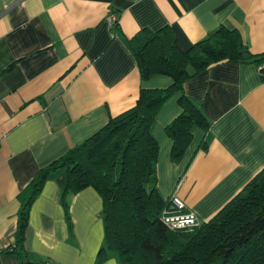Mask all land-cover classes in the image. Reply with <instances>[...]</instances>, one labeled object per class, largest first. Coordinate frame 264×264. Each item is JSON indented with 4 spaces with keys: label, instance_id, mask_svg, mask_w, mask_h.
Segmentation results:
<instances>
[{
    "label": "crops",
    "instance_id": "obj_1",
    "mask_svg": "<svg viewBox=\"0 0 264 264\" xmlns=\"http://www.w3.org/2000/svg\"><path fill=\"white\" fill-rule=\"evenodd\" d=\"M117 12L115 32L107 14ZM169 27L190 49L219 27L239 32L243 51L264 53V0H0V264H20L13 244L19 193L40 168L135 105L141 88H166L167 75L142 80L129 39ZM9 65L12 68L5 70ZM187 95L210 121L193 129L179 163L165 127ZM158 190L201 222L211 219L264 168V80L255 63L223 62L188 79L155 117ZM206 143V148L201 143ZM58 170L33 201L24 248L34 264H120L105 249L100 195H67Z\"/></svg>",
    "mask_w": 264,
    "mask_h": 264
},
{
    "label": "trees",
    "instance_id": "obj_2",
    "mask_svg": "<svg viewBox=\"0 0 264 264\" xmlns=\"http://www.w3.org/2000/svg\"><path fill=\"white\" fill-rule=\"evenodd\" d=\"M129 45L142 80L167 75L166 88H141L134 106L111 117L84 142L39 169L19 193L20 210L13 244L2 250L29 261L24 248L29 212L47 179L66 173L62 203L67 195L92 187L100 195L105 220V249L117 253L120 264H264V168L211 219L191 229H171L163 211L171 205L158 190L159 145L151 127L164 102L193 76L231 61L255 63L264 80V53L243 51L238 31L219 27L190 49L179 47L169 27L142 30ZM12 68L9 65L5 70ZM180 113L166 125L172 140L171 161L179 163L193 139V129L208 132L210 121L185 94ZM206 148V143H201Z\"/></svg>",
    "mask_w": 264,
    "mask_h": 264
},
{
    "label": "built area",
    "instance_id": "obj_3",
    "mask_svg": "<svg viewBox=\"0 0 264 264\" xmlns=\"http://www.w3.org/2000/svg\"><path fill=\"white\" fill-rule=\"evenodd\" d=\"M109 27L115 32L118 26L119 17L117 12L109 11L107 14ZM171 205L163 211V219L171 229H191L201 224L198 217L191 211L184 208V204L175 196L171 197ZM191 220L192 223L187 221ZM41 264H53L45 260Z\"/></svg>",
    "mask_w": 264,
    "mask_h": 264
},
{
    "label": "clouds",
    "instance_id": "obj_4",
    "mask_svg": "<svg viewBox=\"0 0 264 264\" xmlns=\"http://www.w3.org/2000/svg\"><path fill=\"white\" fill-rule=\"evenodd\" d=\"M188 223H192V221L191 220H189V221H187Z\"/></svg>",
    "mask_w": 264,
    "mask_h": 264
},
{
    "label": "rangeland",
    "instance_id": "obj_5",
    "mask_svg": "<svg viewBox=\"0 0 264 264\" xmlns=\"http://www.w3.org/2000/svg\"><path fill=\"white\" fill-rule=\"evenodd\" d=\"M201 222V221H200ZM202 223V222H201Z\"/></svg>",
    "mask_w": 264,
    "mask_h": 264
}]
</instances>
